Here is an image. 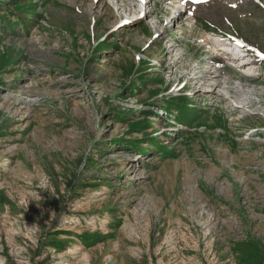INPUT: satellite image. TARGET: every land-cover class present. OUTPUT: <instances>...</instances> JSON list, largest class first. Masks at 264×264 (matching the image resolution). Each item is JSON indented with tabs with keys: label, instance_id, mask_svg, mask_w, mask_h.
I'll return each mask as SVG.
<instances>
[{
	"label": "rangeland",
	"instance_id": "1",
	"mask_svg": "<svg viewBox=\"0 0 264 264\" xmlns=\"http://www.w3.org/2000/svg\"><path fill=\"white\" fill-rule=\"evenodd\" d=\"M0 264H264V0H0Z\"/></svg>",
	"mask_w": 264,
	"mask_h": 264
},
{
	"label": "bare ground",
	"instance_id": "2",
	"mask_svg": "<svg viewBox=\"0 0 264 264\" xmlns=\"http://www.w3.org/2000/svg\"><path fill=\"white\" fill-rule=\"evenodd\" d=\"M174 7H175V6H174ZM178 7H180V6H178ZM220 46H221V45H220ZM222 48L227 49V48L224 47V46H222L221 49H222ZM237 56H238V55H237ZM205 82H206L207 85H209V86L211 85V82H209V79H206Z\"/></svg>",
	"mask_w": 264,
	"mask_h": 264
}]
</instances>
